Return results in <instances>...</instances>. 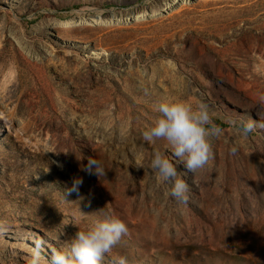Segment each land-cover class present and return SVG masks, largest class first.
Segmentation results:
<instances>
[{
	"label": "rangeland",
	"instance_id": "374dc122",
	"mask_svg": "<svg viewBox=\"0 0 264 264\" xmlns=\"http://www.w3.org/2000/svg\"><path fill=\"white\" fill-rule=\"evenodd\" d=\"M204 1L0 0V264H50L110 218L128 233L101 264H264V0ZM161 101L204 103L221 129L195 174L142 139Z\"/></svg>",
	"mask_w": 264,
	"mask_h": 264
},
{
	"label": "clouds",
	"instance_id": "9594fccd",
	"mask_svg": "<svg viewBox=\"0 0 264 264\" xmlns=\"http://www.w3.org/2000/svg\"><path fill=\"white\" fill-rule=\"evenodd\" d=\"M155 111L158 115L152 125L142 133L143 141L146 143L166 141L175 157L189 173L195 174L204 169L213 157L208 137L221 132V129L212 124L208 106L200 103L193 110L183 103L161 101L155 105ZM240 124L245 134L253 129L251 122L240 121ZM151 168L155 170L159 179L174 181L171 195L176 200L187 201L188 185L183 180L175 179L176 168L158 151L153 152ZM81 170L98 177L105 175L102 164L91 157ZM82 186V177L74 176L65 192L67 195L75 193L79 196ZM127 233V225L118 218L97 220L89 229L76 233L67 253L54 252L50 264H101L104 255L109 253ZM27 264H41L38 249L28 259ZM118 264H127L126 258L120 257Z\"/></svg>",
	"mask_w": 264,
	"mask_h": 264
},
{
	"label": "bare ground",
	"instance_id": "6f19581e",
	"mask_svg": "<svg viewBox=\"0 0 264 264\" xmlns=\"http://www.w3.org/2000/svg\"><path fill=\"white\" fill-rule=\"evenodd\" d=\"M204 2H209L208 0H206V1H204ZM136 20H139V18H137ZM81 24V22H79V25ZM64 26L66 27V28H73V26H75V25H73V23H66V24H64Z\"/></svg>",
	"mask_w": 264,
	"mask_h": 264
}]
</instances>
